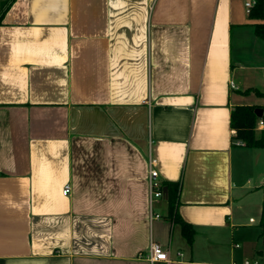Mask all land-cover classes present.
Returning <instances> with one entry per match:
<instances>
[{
	"label": "crops",
	"instance_id": "0c3cea01",
	"mask_svg": "<svg viewBox=\"0 0 264 264\" xmlns=\"http://www.w3.org/2000/svg\"><path fill=\"white\" fill-rule=\"evenodd\" d=\"M246 1L0 0V264H264V149L231 127L264 106Z\"/></svg>",
	"mask_w": 264,
	"mask_h": 264
},
{
	"label": "trees",
	"instance_id": "16d2710c",
	"mask_svg": "<svg viewBox=\"0 0 264 264\" xmlns=\"http://www.w3.org/2000/svg\"><path fill=\"white\" fill-rule=\"evenodd\" d=\"M252 18L262 19L264 18V0H257L256 4L250 12ZM255 34L264 40V23L254 24ZM254 91L259 96H264V93L255 89H248L244 93H250ZM262 108L263 112L261 117L257 115L256 110ZM264 123V106L260 105H236L231 111V127L234 130L233 138L238 141H242L247 147L252 148H264V125L259 127V121ZM161 187L164 190L168 188V203L169 211L173 220L181 224L182 233L189 243L194 239V228L186 222L177 212V204L179 197V184L175 182L161 183ZM261 233L260 236L264 242V207L263 214L260 222Z\"/></svg>",
	"mask_w": 264,
	"mask_h": 264
},
{
	"label": "built area",
	"instance_id": "2783aa9c",
	"mask_svg": "<svg viewBox=\"0 0 264 264\" xmlns=\"http://www.w3.org/2000/svg\"><path fill=\"white\" fill-rule=\"evenodd\" d=\"M257 0H247L245 2V8L247 13L250 14L252 8L256 4ZM232 86H234L232 84ZM264 125L263 121H259V127H262ZM148 176H149V185H150V198L151 202L154 199L163 197L164 190L161 187V183L158 181L159 177V171L157 169V159L154 158L152 155L149 156L148 160ZM71 193V185L66 184L63 189L64 195H69ZM181 254V253H180ZM149 259L152 262H158V261H169L170 256L168 254V251L163 248V246L157 242H152L150 246V253H149ZM245 264H251L249 261H246ZM254 264H258V262H255Z\"/></svg>",
	"mask_w": 264,
	"mask_h": 264
},
{
	"label": "water",
	"instance_id": "95a60500",
	"mask_svg": "<svg viewBox=\"0 0 264 264\" xmlns=\"http://www.w3.org/2000/svg\"><path fill=\"white\" fill-rule=\"evenodd\" d=\"M256 112H257V115H258L259 117H261L262 112H263V109H262V108H259V109L256 110ZM164 194H165L166 196H167V194H168V188H167V187L164 188Z\"/></svg>",
	"mask_w": 264,
	"mask_h": 264
},
{
	"label": "rangeland",
	"instance_id": "374dc122",
	"mask_svg": "<svg viewBox=\"0 0 264 264\" xmlns=\"http://www.w3.org/2000/svg\"><path fill=\"white\" fill-rule=\"evenodd\" d=\"M263 149H264V148H263ZM263 152H264V151H263ZM260 164H261V165H260L259 168L263 170V169H264V153H263V155H262V158H261V162H260Z\"/></svg>",
	"mask_w": 264,
	"mask_h": 264
}]
</instances>
